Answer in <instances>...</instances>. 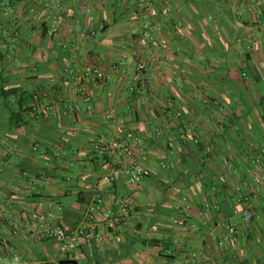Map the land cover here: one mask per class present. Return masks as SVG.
Returning a JSON list of instances; mask_svg holds the SVG:
<instances>
[{
  "label": "crops",
  "instance_id": "0c3cea01",
  "mask_svg": "<svg viewBox=\"0 0 264 264\" xmlns=\"http://www.w3.org/2000/svg\"><path fill=\"white\" fill-rule=\"evenodd\" d=\"M135 5L0 0L2 251L53 258L58 244L46 230L76 228L99 193L116 192L136 204L131 228L102 243L82 238L77 264H264V173L252 163L264 152V6L176 0L167 17L145 21ZM146 26L155 40L148 48L135 33ZM162 42L175 54L158 50ZM85 57L108 76L105 89L85 81L88 103L51 82L80 79ZM142 59L145 73L136 70ZM38 92L50 111L33 110ZM138 135L151 174L134 186L100 183L109 167L88 138ZM227 224L239 228L236 240Z\"/></svg>",
  "mask_w": 264,
  "mask_h": 264
},
{
  "label": "built area",
  "instance_id": "2783aa9c",
  "mask_svg": "<svg viewBox=\"0 0 264 264\" xmlns=\"http://www.w3.org/2000/svg\"><path fill=\"white\" fill-rule=\"evenodd\" d=\"M175 1L136 0L134 12L142 13L145 21L150 17H167ZM56 6L60 7L58 4ZM248 6L250 9L259 10L263 8L264 0H248ZM85 13L90 21H94L90 7L85 8ZM27 19H31V17ZM152 29L151 26H146L145 29L135 32L138 35L137 41L141 47L148 48L155 43L151 33ZM83 31L87 36L95 34L94 28H91L88 23L84 25ZM54 32H56V28L53 29L52 33L54 34ZM157 49L163 51L168 56L175 54V50L165 42L158 44ZM159 63L161 64L162 61H159ZM149 68V60L142 59L138 62L136 70L137 72L145 73ZM114 69L117 68L114 67ZM120 79L123 80L130 92L136 91V87L132 82L127 81L123 76H120ZM85 81H89L94 88L105 89L108 85V76L101 66L95 60L88 57H85L83 60V70L80 79L72 73L67 74L66 77H61L60 82L56 78L51 79L52 83H60V86L64 88H71L76 95L83 98L85 103H88L91 100V95L87 91ZM107 96H111V93L108 92ZM46 101L48 100L45 94L42 92L36 93L34 95L35 105L33 110L50 111L52 106L46 104ZM127 110L133 111L130 106L127 107ZM121 122L123 121L121 120ZM153 135L159 136L158 128L155 129ZM88 144L94 153L104 160L109 167V171L100 177V183L112 186L119 179H122L125 184L134 186L151 174L150 170L145 166L146 149L145 139L142 136L138 135L130 138L116 136L110 139L104 136H91L88 138ZM34 150L43 154V151H40L37 144L34 146ZM256 163L260 164V167H263L262 173H264V164L260 157L256 159ZM177 208L187 210L189 207L188 205H178ZM135 212L136 204L125 196L116 192H101L95 197L94 202L88 206L85 218L76 228L68 229L64 226H58L55 228L49 227L46 230V235L53 238L58 244V251L53 258L46 261L22 259L19 257L6 258L2 251V246L6 243V240L0 238V264H61L64 260H73L82 238L99 243L106 242L112 234L121 233L131 228V219ZM243 217L246 221H249L251 213L248 210H244ZM225 228L231 239L236 240L238 238L240 234L238 227L227 224ZM206 259L207 261L209 260L208 258Z\"/></svg>",
  "mask_w": 264,
  "mask_h": 264
},
{
  "label": "trees",
  "instance_id": "16d2710c",
  "mask_svg": "<svg viewBox=\"0 0 264 264\" xmlns=\"http://www.w3.org/2000/svg\"><path fill=\"white\" fill-rule=\"evenodd\" d=\"M39 93V92H38ZM36 93H34L31 97H32V100L34 101V95ZM27 96V95H26ZM33 107V106H32ZM258 157L261 158V161L262 163H264V153L262 152L259 156L258 155H253L252 156V163H254L255 165H258L260 167V164L256 163V159H258ZM96 159L99 160L100 158L96 155ZM253 164V165H254Z\"/></svg>",
  "mask_w": 264,
  "mask_h": 264
},
{
  "label": "water",
  "instance_id": "95a60500",
  "mask_svg": "<svg viewBox=\"0 0 264 264\" xmlns=\"http://www.w3.org/2000/svg\"><path fill=\"white\" fill-rule=\"evenodd\" d=\"M61 264H77V261H75V260H64L61 262Z\"/></svg>",
  "mask_w": 264,
  "mask_h": 264
},
{
  "label": "rangeland",
  "instance_id": "374dc122",
  "mask_svg": "<svg viewBox=\"0 0 264 264\" xmlns=\"http://www.w3.org/2000/svg\"><path fill=\"white\" fill-rule=\"evenodd\" d=\"M264 164V163H263ZM239 236V235H238Z\"/></svg>",
  "mask_w": 264,
  "mask_h": 264
}]
</instances>
